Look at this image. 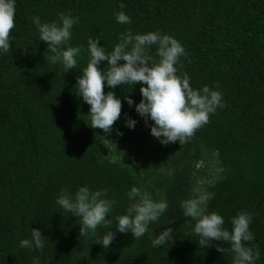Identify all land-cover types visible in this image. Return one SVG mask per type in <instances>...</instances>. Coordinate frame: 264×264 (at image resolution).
Here are the masks:
<instances>
[{
	"label": "trees",
	"instance_id": "1",
	"mask_svg": "<svg viewBox=\"0 0 264 264\" xmlns=\"http://www.w3.org/2000/svg\"><path fill=\"white\" fill-rule=\"evenodd\" d=\"M15 8L10 49L0 54V264H33L34 257L40 264H233L228 242L200 244L195 221L184 217L180 202L195 190L215 193L207 210L222 215L229 230L238 212L252 214L255 239L246 243L255 264H264V0H16ZM119 11L132 22L118 23ZM61 12L79 17L70 44L81 46V55L68 72L46 59L52 53L31 20L59 22ZM128 29L174 36L187 54L177 74L187 73L194 89L222 93L224 107L182 145H162L150 134L152 122L134 107L139 83L105 86L122 102L111 132L88 125L90 105L76 88L88 38L99 37L111 51ZM126 117L137 120L134 128L125 126ZM82 185L107 189L112 217L125 213L133 185L168 208L140 238L117 232L104 248L97 241L115 231L114 219L81 237L80 219L56 203L61 188L74 193ZM166 227L174 240L153 247ZM31 228L44 236L42 250L19 247Z\"/></svg>",
	"mask_w": 264,
	"mask_h": 264
},
{
	"label": "clouds",
	"instance_id": "2",
	"mask_svg": "<svg viewBox=\"0 0 264 264\" xmlns=\"http://www.w3.org/2000/svg\"><path fill=\"white\" fill-rule=\"evenodd\" d=\"M16 0H0V54L10 49V31L15 26ZM123 9L124 5L120 4ZM60 20L41 22L38 15L31 20L36 25L39 40L47 44V52L52 53L46 59L53 64L59 63L63 72L74 69L81 55V46L70 44L74 24L79 17L61 12ZM118 23H131V17L124 11L115 13ZM118 42L111 51L100 44V38L89 37L87 51L89 59L82 74L77 77L78 95L90 105L89 117L92 128L102 129L104 133L112 131V126L121 115V98L114 91H104L105 86L115 89L122 84H140L141 99L135 103L136 113L147 124L150 134L162 145L189 140L195 131L208 123L210 114L224 107L222 93L208 85L199 89L190 86L187 73L177 74L182 67L180 58L186 56L184 46L172 35L159 30L145 33H133L131 29L117 37ZM155 47V55L150 54ZM124 61V63H119ZM102 62L106 65L101 68ZM124 100L131 107L134 104L130 96ZM137 120L126 117L125 126L135 127ZM196 195L182 200L180 207L184 217L195 221L192 231L200 237L199 243L207 246L213 241L230 244L233 264H255L257 254L246 242L255 239L250 231L252 214L238 212L231 218V230L226 228L222 215L208 211V201L215 193L195 190ZM130 201L125 213L112 217L114 201L107 196V189H90L87 185L79 186L74 193L61 188L56 203L65 211L80 219L79 233L85 237L94 233L98 226L108 227L116 222L115 231L105 232L97 241L107 248L116 233H129L135 239L149 231V225L157 222L166 212L168 203L165 199L154 200L148 191H142L133 185L127 192ZM110 216V218H106ZM174 240V229L163 228L151 240L153 247H160ZM211 242V243H209ZM19 247L29 250H42L44 236L37 228H31V238L21 239ZM218 251L223 249L217 245ZM33 264H40L38 257Z\"/></svg>",
	"mask_w": 264,
	"mask_h": 264
},
{
	"label": "rangeland",
	"instance_id": "3",
	"mask_svg": "<svg viewBox=\"0 0 264 264\" xmlns=\"http://www.w3.org/2000/svg\"><path fill=\"white\" fill-rule=\"evenodd\" d=\"M212 168H213V165H212ZM211 174H214V170H211ZM207 182V179L204 178L202 181H201V184H204Z\"/></svg>",
	"mask_w": 264,
	"mask_h": 264
}]
</instances>
